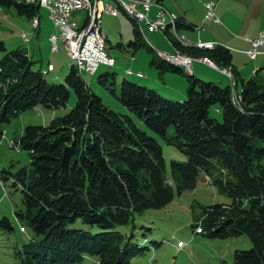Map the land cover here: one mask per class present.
I'll list each match as a JSON object with an SVG mask.
<instances>
[{"label": "trees", "instance_id": "1", "mask_svg": "<svg viewBox=\"0 0 264 264\" xmlns=\"http://www.w3.org/2000/svg\"><path fill=\"white\" fill-rule=\"evenodd\" d=\"M11 5L34 19L41 9L25 0H0V7ZM179 26L189 27L184 22ZM1 52L0 134L3 125L22 112L38 105L64 108L70 91L77 95L70 111L55 114L48 124L27 125L20 138H14V145L28 151L30 166L0 172L21 188L23 208L17 216L30 222L35 235L31 244L37 247L28 264H132L145 247L117 226L134 224L136 213L161 208L175 193L195 189L203 173L231 201L205 207L195 228L202 227L212 238L248 234L253 247L236 250L233 264H264V83L256 76L241 79L232 52L217 47L203 55L231 67L235 87L242 81L236 97L233 85L223 87L193 73H186L189 87L183 101L124 79L118 98L132 114L106 105L74 64L65 82L56 83L34 67L23 49L8 50L0 40ZM158 58L152 62L161 72L184 73L181 66ZM99 81L108 82L116 94L114 73L100 75ZM212 106L223 114L222 121L210 116ZM133 115L185 155L186 160L170 161V175L161 143L141 129ZM170 125L175 127L172 137L167 135ZM78 217L102 231L68 228ZM2 224L12 229L7 217Z\"/></svg>", "mask_w": 264, "mask_h": 264}, {"label": "rangeland", "instance_id": "2", "mask_svg": "<svg viewBox=\"0 0 264 264\" xmlns=\"http://www.w3.org/2000/svg\"><path fill=\"white\" fill-rule=\"evenodd\" d=\"M152 1L154 2L152 9L155 8L156 11L154 15L150 13L151 17H155L160 9H162V11L164 12L163 14H166V16H168L169 13L170 15L171 13H175L177 15L175 22H170L166 28L168 29V31L172 30L171 34H173V42L176 43V49L173 52L179 51L183 54L200 57L207 56L203 54H207V51L220 47L229 50L230 52L242 51L249 58H251L246 53V48H249L248 46L244 49H239L237 47H234L233 45L225 43L224 40L221 41V39L219 41L204 42H223L233 47V49L225 48L220 45H216L213 49H207L198 46V43L200 41L193 42L191 39L184 35L188 40L187 43L186 38L183 36V33H181L179 29V23L181 20L180 15L182 14L179 11L168 9L163 4L162 0ZM187 1L188 0H185L184 3L186 4ZM113 2L116 1L113 0ZM194 2L196 4L193 5V8L198 12H200L201 6H205V19L214 20L216 22L221 21L220 16L217 15L218 5L220 3L218 0H194ZM209 2H213L214 8L210 7V5L208 4ZM252 4V9L256 11L258 8L264 7V0H225V3H223L222 5V10L223 12H225V10L228 12V23L233 28L240 29L243 26V24L241 23V15L249 6L251 7ZM156 5H159L160 7H157ZM152 9L151 11H153ZM210 10L211 13L215 14L214 18L210 16ZM121 11L126 13V11L122 9L120 10V12ZM49 14L50 12L47 8L41 7L39 12V15L41 16L40 27L36 29L35 21L37 20H34V18H30L26 15L19 14L15 6L11 5L0 7V40L5 43L8 50L21 48L26 52L28 51L29 57L34 61L35 68H39L41 66L47 67L49 62H52L55 65V71L46 74V69L48 68H45L43 73L50 81L56 83H64L65 78L70 71L72 61L65 48L57 52L53 51L52 49L53 44L50 42L49 36L51 32L56 30L57 28L50 19ZM124 19L127 21L126 17ZM196 24H199L195 27L197 29H202L204 27L203 23ZM103 25L109 28H116L119 26V23L108 22L107 19H105ZM172 25L173 27L171 29L170 27ZM142 27L144 30L143 34L145 35L147 31L144 29L143 24ZM248 29L249 25H246V28L240 30L247 31ZM124 30L127 31L125 28ZM162 31L165 32L166 30ZM116 33L117 32H115L114 34ZM259 35L260 34L250 38H256ZM25 36H27L28 38H25ZM147 38L148 37H146V39ZM175 38H179V40ZM180 40L182 42H178ZM149 43L153 44V42L151 41H149ZM142 46L145 47V45ZM193 46L196 47L198 51H206V53L202 52L203 54L201 55H195L183 50L184 48ZM156 49L160 48L156 47ZM2 54L3 53L1 52L0 55ZM246 59L248 60L247 63L251 61L248 58ZM206 65L212 67L209 64ZM104 66L105 65L102 64L101 68L95 75H91L88 72L83 73V77L88 83L89 88L96 94L100 95L106 105L118 104L121 105L120 107H125V111L116 110L120 114H132L126 106H124L123 104H119L120 101L117 100L116 94L108 89V86H110L108 85V82L103 84L99 81V76L101 75V70ZM224 68L231 71V77L234 79L231 67H221L218 65L217 69L223 71ZM125 69H127V67H120L118 63L115 67H109L108 69L111 73L116 72L118 95H120L121 93V84L125 79V77L123 76L130 75L125 73ZM182 70L185 73V70L183 68ZM143 72L145 73V71ZM260 75L264 77V70L260 73ZM138 76L135 75V77ZM139 78H144V76H140ZM249 79L250 78H248L247 80ZM203 80L212 81L208 79ZM137 83L140 85H144L143 83ZM235 89L236 87L234 88V90ZM241 89L242 81L238 80V91L240 92ZM186 96L183 100L186 99ZM167 98L172 99L170 97ZM76 102V92L74 90H71L70 98L66 107L54 110L52 108L44 107L43 105H38L35 108L22 112L21 116L13 119L10 123H5L3 125V128L7 129L8 133L7 135L4 133L5 135L3 139H1L0 135V172H2L3 170H7L9 172L15 173L22 167L30 166V156L28 151L23 148L20 149L16 143L14 145V138H12V136H16L15 138L17 139L20 138L21 131L19 128L21 127L20 122L22 119L24 120L26 126L48 124L50 119L55 114H65L75 106ZM133 116L141 129L147 131L151 136L157 138L161 143L163 148V155L167 164V173L170 175V161L173 159L180 161L186 160L185 155L180 152L175 147V145L169 144L166 140H164L160 134L149 129L137 116ZM210 116L219 121L223 120V114L217 109L216 106L211 107ZM174 133L175 127L174 125H170L167 130L168 137H172ZM214 161L217 162L216 159H214ZM204 177V173L199 176V180L195 189L186 190L182 193H175L173 200L169 204L161 208H151L136 213L134 224L130 223L117 226V229L120 232L125 233L128 237L131 236L134 242H137L141 246L145 247L142 252H140L133 258L132 264H233L234 253L236 250H249L253 247V242L248 234L221 239L212 238L204 233L201 234L195 232V220L203 214L205 207L214 203L231 201L230 196L226 192L221 191L220 187L216 184L212 185L208 182H205ZM12 183L13 179L5 181L0 176V220L4 217H7L12 224V229L4 227L3 224L0 225V264H28V257L33 256V253L37 252V247L31 244L35 240V235L30 222L27 219H21L17 216V211L23 208L22 192L20 187L16 189L12 185ZM22 226L26 228V232L22 231ZM67 227L70 229H82L91 233H98L102 231L99 226L85 223L80 217H78L74 221L69 222ZM179 241L183 242V246H179ZM83 264H92V260H87L83 262Z\"/></svg>", "mask_w": 264, "mask_h": 264}, {"label": "crops", "instance_id": "3", "mask_svg": "<svg viewBox=\"0 0 264 264\" xmlns=\"http://www.w3.org/2000/svg\"><path fill=\"white\" fill-rule=\"evenodd\" d=\"M87 1V0H80ZM185 0H162L163 4L170 10L179 11L182 15L181 22L189 25V27H179L181 33L191 39L193 42L197 41H225L234 47L239 49H244L248 46L247 39L250 37H255L258 34L264 33V7L258 8L256 11L252 9V6L248 7L241 15V23L243 26L240 29L246 28V25H249V29L247 31L240 30L237 28H233L227 21V11L223 12L222 5L225 3V0H218L220 3L218 5L217 15L220 16L221 21L216 22L214 20L205 19V6L200 7V12L193 8V5L196 4L194 0H188L187 3H184ZM106 4H115L113 0H103ZM112 2V3H111ZM259 4V3H257ZM263 4V3H260ZM217 7V5H216ZM151 14L154 15L156 9H152ZM127 18V21L124 18ZM87 13L86 11H78L72 15V19L76 21L79 25H83L86 21ZM38 19V25H36V29L40 27L41 16L39 15L34 20ZM107 19L108 22H118L119 26L116 28L105 27L104 31L106 34V43L108 54L111 57L115 58V64L113 66L105 65L101 70V75L104 73H109V67H115L118 63L120 67H127L125 69V73L129 74L128 76H123L125 79H130L133 81L143 83L145 86L155 89L161 94L170 97L175 100H183L187 95L188 87H189V77L184 73H180L172 70H164L161 72L157 66L152 61L153 59H157L155 53L153 51V47L151 48V43L160 49L166 51H174L176 46L173 42V34L169 31H158V32H147L145 35L141 33L140 25L137 21L124 13L120 12L119 15L114 16L108 13L103 14V21ZM37 23V21H35ZM196 23H203L204 27L202 29L195 28ZM195 25V26H194ZM52 31V33H58L59 28ZM124 28L127 30L125 31ZM118 30V31H117ZM139 30V31H138ZM138 31V32H137ZM117 32L116 34H114ZM145 36V37H144ZM146 37H148L146 39ZM138 41V44H137ZM51 42V41H50ZM140 43V44H139ZM195 44V43H194ZM60 45L64 48L63 42L60 40ZM142 45H145L143 47ZM143 47V48H142ZM190 52L195 55H201L202 52L198 51L196 47H188ZM57 52V51H56ZM28 54V51H27ZM232 62L233 68L236 73L239 75L241 79L253 78L256 76L257 80L264 83V77L260 75V73L264 70V53L258 55L255 59L249 58L242 51H233L232 52ZM29 55V54H28ZM251 61L247 63V59ZM72 63V62H71ZM128 63V64H126ZM53 66L55 71V65L52 62H49L48 66H41L42 73L46 69V74L49 72V66ZM73 65V63H72ZM71 65V66H72ZM118 67V66H117ZM98 70L91 75H95ZM130 70V71H129ZM145 71V73L143 71ZM143 73L144 78H139L138 73ZM84 73V72H83ZM83 73H81L83 75ZM115 74V92L117 100L118 98V89H117V79L116 72ZM44 74V73H43ZM133 75V76H131ZM138 76V77H135ZM194 77L200 79H208L212 80L220 84L221 86L233 85L236 86L235 80L224 73L220 69L210 67L200 60H194L193 62V74ZM252 75V77H251ZM235 84V85H234ZM238 87V86H237ZM234 93H238V88L233 89ZM120 101V100H119ZM118 101V102H119ZM119 104H122L119 102ZM110 107L114 108V110L125 111V107H120L121 105H113L108 104ZM119 106V107H118ZM123 106V105H122ZM21 116V115H20ZM52 119V118H51ZM50 119V120H51ZM20 131L21 134L26 126L24 120L22 119L20 122ZM3 133L7 135L8 130L3 129ZM17 135V134H16ZM16 136H12L15 138ZM205 182H207V175L204 177ZM228 203V202H227ZM203 234V233H201Z\"/></svg>", "mask_w": 264, "mask_h": 264}, {"label": "built area", "instance_id": "4", "mask_svg": "<svg viewBox=\"0 0 264 264\" xmlns=\"http://www.w3.org/2000/svg\"><path fill=\"white\" fill-rule=\"evenodd\" d=\"M26 3L39 5L49 10L50 19L53 24L59 28L58 33H54L50 37L53 44V51L62 50L60 40L63 42L65 49L68 52L70 59L74 62L77 68L81 71H86L91 74L95 73L99 68V62H111L115 64V58L108 54L106 34L103 25V14L108 13L114 16L118 14L115 12V5L118 2H125V5L130 7L132 12H135L137 17L143 22L144 29L148 32L162 31V23L175 22L177 15L169 13L168 16L163 14V11H158L155 17H151L152 6L146 0H116L115 4H106L103 0H25ZM211 8L213 3H208ZM102 7V8H101ZM86 11L87 18L83 25H79L76 21L71 19L73 13L78 11ZM210 12L212 18L215 14ZM37 19V24H38ZM184 36V35H183ZM185 37V36H184ZM25 38H28L25 36ZM186 38V37H185ZM187 39V38H186ZM249 45L246 48V53L255 58L256 53L264 52V34H260L256 38H248ZM214 43V42H213ZM220 45L225 48L233 49V47L221 42L214 43V46ZM166 51V50H165ZM170 56H180L187 64L193 65L195 59H198L212 67L218 68L214 61H206L204 57L195 56L194 58H187L183 55H173L166 51ZM53 66H49L52 70ZM130 71V70H129ZM223 71L228 74V71ZM141 73V72H140ZM143 75V73H141ZM237 93H235L236 97ZM24 229V228H22ZM197 232H202V227H197ZM179 245L183 246V242Z\"/></svg>", "mask_w": 264, "mask_h": 264}, {"label": "bare ground", "instance_id": "5", "mask_svg": "<svg viewBox=\"0 0 264 264\" xmlns=\"http://www.w3.org/2000/svg\"><path fill=\"white\" fill-rule=\"evenodd\" d=\"M116 1V0H115ZM147 2H149L151 5H154V2L152 1V0H146ZM159 3V2H158ZM209 3H213V2H209ZM160 4V3H159ZM157 6V5H156ZM159 6V5H158ZM157 6V7H158ZM160 7V6H159ZM124 10V11H126V14H128L129 16H131V17H133V18H135L136 20H137V22L139 23V25H140V29L142 30V32L144 33V30H143V27H142V24H143V22H141V19H139L138 17H137V15L135 14V12H132L131 10H130V7L128 6V5H125V2H118V4H116L115 5V12L119 15V13H120V10ZM159 11H162V9H160ZM36 25H37V23H35ZM169 23H162V30H166V31H168V29H166L167 28V25H168ZM37 27V26H36ZM172 27H173V25L170 27L171 29H172ZM139 29V30H140ZM172 31V30H171ZM174 32V31H173ZM144 35V34H143ZM175 35V34H174ZM176 36V35H175ZM145 37V36H144ZM178 37V36H177ZM175 39H177V40H179V38H175ZM176 40V41H177ZM187 40V39H186ZM178 42H182L181 40L180 41H178ZM187 43H188V40L186 41ZM186 43V44H187ZM198 46H200V47H204V48H209V49H213L215 46H214V43L213 42H202V41H200L199 43H198ZM197 46V47H198ZM151 48L153 47V49H154V51L156 52V55L159 57V58H161V59H163V60H165V61H167L168 63H172V64H176V65H179V66H181V68H183L184 70H185V73H187V74H192L193 73V65H190V64H187L186 63V61L183 59V58H181L180 56H170L168 53H166V51H163V50H160V49H156V47H155V45L154 44H151V46H150ZM199 47V48H200ZM178 50V49H177ZM169 53H171V54H173V55H183V56H186L187 58H194L195 56H193V55H189V54H183V53H181V52H179V51H176V52H173V51H170ZM258 54H260V53H256V56L258 55ZM157 57V58H158ZM202 57H204V59L206 60V61H213L211 58H209V57H206V56H202ZM102 64H104V65H108V66H113L114 64H111V62H99V67L102 65ZM79 70H80V68H78ZM81 71V70H80ZM225 71H228V73H230V75H231V71L230 70H228V69H226L225 68ZM130 74V73H129ZM138 75L139 76H143L141 73H138Z\"/></svg>", "mask_w": 264, "mask_h": 264}]
</instances>
